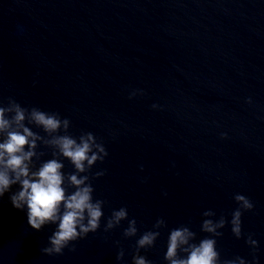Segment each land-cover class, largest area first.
I'll list each match as a JSON object with an SVG mask.
<instances>
[{
	"label": "water",
	"instance_id": "1",
	"mask_svg": "<svg viewBox=\"0 0 264 264\" xmlns=\"http://www.w3.org/2000/svg\"><path fill=\"white\" fill-rule=\"evenodd\" d=\"M135 89L142 94L129 99ZM8 97L103 142L93 197L106 201L104 216L125 206L138 232L122 237L127 220L104 232L102 217L74 251L46 255L54 226L32 230L5 193L0 264H131L135 239L157 217L166 227L140 254L166 264L168 230L209 235L201 213L229 220L235 193L254 207L242 213L239 239L227 223L218 230L220 258L250 261L251 234L264 264V0H0V100Z\"/></svg>",
	"mask_w": 264,
	"mask_h": 264
},
{
	"label": "clouds",
	"instance_id": "2",
	"mask_svg": "<svg viewBox=\"0 0 264 264\" xmlns=\"http://www.w3.org/2000/svg\"><path fill=\"white\" fill-rule=\"evenodd\" d=\"M138 93L142 94V90L131 91L128 98ZM246 103H251L250 97ZM157 107L156 104L151 105L153 109ZM70 124V120L59 112L22 106L12 97L6 98V102L0 100V198L9 193L10 205L24 213L26 224L32 230L54 226L46 246L40 249L46 255L62 254L65 248L74 251L73 242L95 233L100 228L102 217L104 232H109L124 220H127V226L123 228V238L137 237L138 232L137 221L128 217L125 206L104 216L106 201L94 199L91 182L102 176L104 170H90L95 163L103 162L108 152L103 142L90 131L73 135L69 131ZM226 136L227 133H220L221 139ZM41 146L50 150V158L41 159L45 156ZM65 161L71 166V171L65 170ZM14 185L16 190L10 192ZM233 200L237 206L227 221L224 214L216 220L211 219L216 215L212 209L201 213L202 217H208L200 223V232L209 234L203 238L197 239V233L186 224L169 229L163 261L166 264H257L255 252L258 242L251 234L245 238V243L252 250L250 261L240 256L220 258L216 244L222 232L218 230L227 223L232 235L239 239L242 235V213L254 207L251 200L241 193H235ZM165 227L166 221L157 217L151 229L143 231L135 239L131 264H152L140 251L153 247ZM113 243L117 246L116 260L119 262L125 253L119 247V241Z\"/></svg>",
	"mask_w": 264,
	"mask_h": 264
}]
</instances>
